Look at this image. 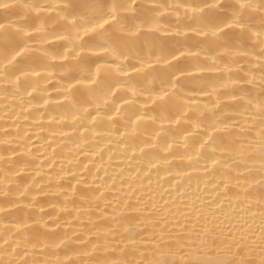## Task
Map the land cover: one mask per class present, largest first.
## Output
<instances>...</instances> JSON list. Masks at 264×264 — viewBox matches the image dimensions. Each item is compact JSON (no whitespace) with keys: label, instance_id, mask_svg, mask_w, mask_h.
Returning <instances> with one entry per match:
<instances>
[{"label":"bare ground","instance_id":"1","mask_svg":"<svg viewBox=\"0 0 264 264\" xmlns=\"http://www.w3.org/2000/svg\"><path fill=\"white\" fill-rule=\"evenodd\" d=\"M0 264H264V0H0Z\"/></svg>","mask_w":264,"mask_h":264}]
</instances>
